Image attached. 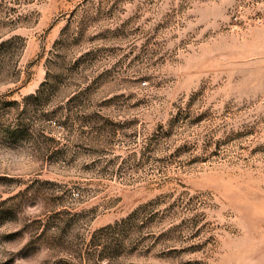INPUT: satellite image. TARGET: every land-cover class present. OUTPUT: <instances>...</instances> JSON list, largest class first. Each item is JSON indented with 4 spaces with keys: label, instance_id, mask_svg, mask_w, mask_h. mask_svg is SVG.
<instances>
[{
    "label": "rangeland",
    "instance_id": "rangeland-1",
    "mask_svg": "<svg viewBox=\"0 0 264 264\" xmlns=\"http://www.w3.org/2000/svg\"><path fill=\"white\" fill-rule=\"evenodd\" d=\"M0 264H264V0H0Z\"/></svg>",
    "mask_w": 264,
    "mask_h": 264
}]
</instances>
